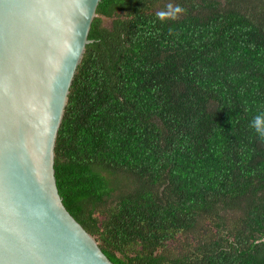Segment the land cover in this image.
<instances>
[{
    "label": "trees",
    "instance_id": "1",
    "mask_svg": "<svg viewBox=\"0 0 264 264\" xmlns=\"http://www.w3.org/2000/svg\"><path fill=\"white\" fill-rule=\"evenodd\" d=\"M161 1H99L56 137L59 194L115 264H264V0Z\"/></svg>",
    "mask_w": 264,
    "mask_h": 264
},
{
    "label": "water",
    "instance_id": "2",
    "mask_svg": "<svg viewBox=\"0 0 264 264\" xmlns=\"http://www.w3.org/2000/svg\"><path fill=\"white\" fill-rule=\"evenodd\" d=\"M100 0H0V264H115L67 210L55 143Z\"/></svg>",
    "mask_w": 264,
    "mask_h": 264
},
{
    "label": "rangeland",
    "instance_id": "3",
    "mask_svg": "<svg viewBox=\"0 0 264 264\" xmlns=\"http://www.w3.org/2000/svg\"><path fill=\"white\" fill-rule=\"evenodd\" d=\"M178 7V4L175 3L174 0H162L160 3H158L156 6H155V10L157 12H164L165 14H173L175 13L176 11V8ZM109 21H105L106 24H108ZM129 180V175H126V177L124 176L122 178V181L123 183H121L122 185L123 184H129V187L131 186L130 183H128L129 181H126L125 180ZM121 181V182H122ZM162 188V185H159L157 187V189H161ZM237 214H233L231 213L230 211L229 212H225V213H220V216L223 217L224 220L227 221V223L229 224L230 220H233V216H235ZM199 225L197 227V229H194L192 231H189L188 233V237H189V240L191 242H189L188 244H196L195 242H192L194 239V237H198L199 238H206L209 233H214L216 228L213 226L212 224V221H218L217 217L215 216L214 213L212 214H203L201 215L199 218ZM178 240L179 241H176V242H173L171 244L168 245V248L169 250L166 251L165 253L168 255V256H171V255H174L176 253H179L180 251H182V245H183V241H186V237L185 235L183 234H180L178 236Z\"/></svg>",
    "mask_w": 264,
    "mask_h": 264
},
{
    "label": "clouds",
    "instance_id": "4",
    "mask_svg": "<svg viewBox=\"0 0 264 264\" xmlns=\"http://www.w3.org/2000/svg\"><path fill=\"white\" fill-rule=\"evenodd\" d=\"M176 12L181 11L179 7L176 8ZM161 16L165 15L160 13ZM251 128L257 133V135L264 137V112H259L250 121Z\"/></svg>",
    "mask_w": 264,
    "mask_h": 264
}]
</instances>
